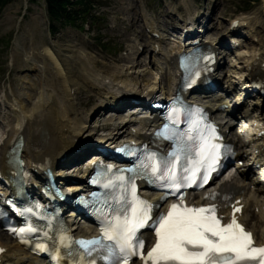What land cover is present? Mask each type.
I'll list each match as a JSON object with an SVG mask.
<instances>
[{"label": "rangeland", "instance_id": "obj_1", "mask_svg": "<svg viewBox=\"0 0 264 264\" xmlns=\"http://www.w3.org/2000/svg\"><path fill=\"white\" fill-rule=\"evenodd\" d=\"M198 1L203 4L202 11L207 9L208 14L212 11L213 18L223 28L226 20L241 15V9L249 4L250 0H101L93 12L103 18L101 25H94L93 28L82 31L67 27L56 34L50 33L44 0H37L35 3L30 0H11L0 12V120L3 114H9L11 105L17 104L16 97L30 105L29 101L26 102L28 97L31 96L30 101L36 100L40 88L46 86L48 94H56L59 100L70 108L69 116L73 120L77 118L76 126L83 130L79 128V124L84 126V115L94 107L102 105V98L98 91L89 85L92 79L88 78V74V77L86 76V72L90 73L89 69L93 67L97 68L96 71L112 76L124 66L127 68L134 66L136 62L141 63L146 56L137 59L133 55L132 61L126 63L121 60L125 53L119 54L123 49H128L129 43L143 46L148 44L140 14L143 13L146 18L164 20L167 11H170V14L173 11L183 14L187 7L193 11ZM179 6L181 10L177 11ZM248 15L252 18L249 26L258 28L256 40L259 43H246V52L248 50L250 53L251 49L257 48L264 50V0L244 16ZM103 46L101 50L100 47ZM51 55L54 59H51ZM30 58H33V61ZM34 61L42 66V71L39 68L36 71ZM56 63L59 65L58 69ZM133 72H136L135 66L127 75L133 77ZM28 84L31 86L28 87ZM74 87L77 92H73ZM104 126L105 122L100 125L102 128ZM94 130L95 127H87L82 132L91 137ZM263 172L264 164L257 171V179L264 180L261 174Z\"/></svg>", "mask_w": 264, "mask_h": 264}, {"label": "snow or ice", "instance_id": "obj_2", "mask_svg": "<svg viewBox=\"0 0 264 264\" xmlns=\"http://www.w3.org/2000/svg\"><path fill=\"white\" fill-rule=\"evenodd\" d=\"M178 111L174 109V113ZM174 136L175 133L166 138ZM215 147L212 145L213 150ZM149 159L152 176L166 180V186L174 189L195 183L196 172L203 165L215 164V156L205 143L190 146L180 141L168 158L156 160L153 153ZM178 167L182 170L180 175ZM201 179L207 181L206 171ZM152 208L153 205L139 198L122 213L113 208L107 216L108 223H102L101 238L78 243L87 256L93 252L103 253L101 258L105 264H129L133 257H138L142 264H264V247H255L251 234L235 218L222 224L215 215V206L189 207L181 200L173 203L166 214L155 218L151 215ZM236 211L239 209L234 208L233 212ZM150 220L156 242L145 253L144 241L137 233ZM24 231L20 229L21 233ZM105 240L107 244L103 243ZM86 264H96L95 258L87 260Z\"/></svg>", "mask_w": 264, "mask_h": 264}, {"label": "bare ground", "instance_id": "obj_3", "mask_svg": "<svg viewBox=\"0 0 264 264\" xmlns=\"http://www.w3.org/2000/svg\"><path fill=\"white\" fill-rule=\"evenodd\" d=\"M186 14H188V12ZM186 14L185 17H190L189 14L187 16ZM184 19L185 20L183 21L184 22L183 25L185 27L189 25V19L188 18H184ZM248 20L249 18H245L243 19V22H248ZM192 23L194 24V20H192ZM183 25L180 24L179 26H177V28L182 27ZM150 28L152 29L153 32L159 33L157 26L152 25ZM161 38H164L165 41L164 35H162ZM151 43H158L160 45L161 41L152 39ZM144 46L145 48H147V44H145ZM179 46L183 48L181 45ZM130 48L133 49L132 46ZM135 48L137 49V47ZM184 48L187 49L186 46ZM155 49L156 48L154 47V51ZM173 51L174 50L172 48H170V50L162 49L161 56L172 55ZM132 55L133 53H130L129 56L125 58L126 63L132 60ZM30 59L31 61H33V58ZM51 59H54L52 55H51ZM238 59H240L239 62L242 63L241 60H244V57L242 58L239 57ZM157 60H159V58H156L155 56L153 58H149L147 59V62L144 61L143 67H139L140 63L136 62L134 66L137 67H135L136 72L135 73L133 72L134 73L133 77H129L127 75L130 69H134L133 65L127 68H125L124 66V68L119 69L112 76H107L105 72L96 71L92 67L91 69H89L90 73L86 72V76L88 74L89 77L88 76L87 77L92 79L91 84L89 85H91L92 88L98 91L102 100L108 101L109 98L112 99L109 101V103L114 104V102H116L118 98L117 96L118 94L119 96L137 95V96L147 97L153 94L154 91L157 89V86L154 85L152 86V81L154 83V79H152L153 73L151 72L152 63L155 61L157 62ZM168 60H171V62L173 63L172 56H170ZM262 60H264V53L263 54L257 53L256 55L254 53V57L251 60H245L243 63L245 65L244 68L245 75L243 76V78L249 77L250 80H252L251 72L249 70L251 68L253 70H256L258 68V64ZM34 62L36 63L35 64L36 71L38 70V68L40 69V71H42L43 70L42 66L39 65L38 62L36 61ZM55 65H56V69H58L59 65L57 63ZM58 72H60V70ZM134 77L137 78L133 80ZM177 77H178V72L175 70L171 71L169 75V79H171V81L168 83V90L170 93L174 91ZM88 78L86 79L88 80ZM140 78L144 80H140ZM155 78L158 77L155 76ZM161 81L165 82V79L162 78ZM237 82L240 83L239 81ZM232 84L233 87L236 86L235 82H232ZM29 85L30 84H28V87ZM45 87L43 86L42 88H40L39 95L36 100L30 101L31 96L28 97L29 100H26V102L27 103L28 101L29 103L32 102L31 105L26 104L24 102L25 100L19 98L17 99L16 97L15 102H18V104L12 107L11 114L6 116V118L4 119L5 121L3 122V128L0 130V168L5 170L8 160L14 158V153L13 154L9 153V150L16 143V141H18L21 138L23 139L24 142L23 155L27 160V166L31 172H34L32 170H35L37 165L41 163L44 164L45 166H51V167L56 166L58 164V160L63 158L66 153L72 151L73 148L76 147L77 145H83L86 143L94 145L92 139H90L87 136H84L82 132L85 128H87L86 121L85 120L83 121L84 126L80 125L81 123L79 124V128L83 129V130H79L76 126L77 118L73 120L69 116L70 114L68 110L69 107L65 106V104L62 103L61 100H59L56 94L53 95L52 93L48 94V90H47L48 88ZM138 90L141 92H138ZM112 93H117V95H112ZM137 119L138 117L136 118L127 117V119L118 117L116 122L113 123L110 122L109 124L106 123L105 127L108 126L110 128V131L103 139L98 140L96 144L100 145L103 143H107V144L117 145L121 140L132 137L131 131H129L130 130L129 127L132 125H129V127H126L125 125L128 123V120L129 123H132ZM124 127L126 129H123ZM248 131L250 133L249 135L251 137V140L256 139L255 136L258 135V132H256V130L253 131L251 128H249L247 132ZM139 132L140 133L138 134V136H141L143 135V133H146V131L144 130H139ZM255 142L256 143L262 142V140L260 141L258 140ZM261 145L262 144L260 143L258 144L259 147ZM256 149L257 146L254 147V150ZM261 160L264 161V158ZM258 163L259 162L254 163L253 165L256 166ZM87 170H88L87 168H84L83 170H81V172L76 171L77 173L74 172L72 173V175L73 177H75V175L81 173V177H83V175L87 172ZM60 173L62 174V172ZM261 174H263L262 177L264 178V172ZM253 182L255 187H258L260 184H263L264 187V180H256V182L255 181ZM73 189H77V188H73ZM259 200H260L259 197H255L254 193L249 195V198L246 200L245 203L247 202L252 203V208L259 209L258 213L259 212L260 213L258 214L259 216H257V214H255L254 211L246 213L244 217V221L247 223L249 229L257 232V237L260 238L259 240L264 241V237H262V235H264V214H263L264 205L262 206ZM258 205H260L261 207L259 208ZM0 245H2L3 247L9 250V254L6 256L8 261H17V260L28 261L27 258L28 257L30 258V256L23 255L22 250L2 233H0ZM18 263L19 262H17L16 264Z\"/></svg>", "mask_w": 264, "mask_h": 264}, {"label": "trees", "instance_id": "obj_4", "mask_svg": "<svg viewBox=\"0 0 264 264\" xmlns=\"http://www.w3.org/2000/svg\"><path fill=\"white\" fill-rule=\"evenodd\" d=\"M10 0H0V11ZM35 1V0H33ZM47 13L52 23L51 31L55 32V24L70 25L83 23L89 18L88 13L94 7L95 0H45ZM93 22H91V25ZM77 26V25H76ZM81 27V25H79Z\"/></svg>", "mask_w": 264, "mask_h": 264}]
</instances>
